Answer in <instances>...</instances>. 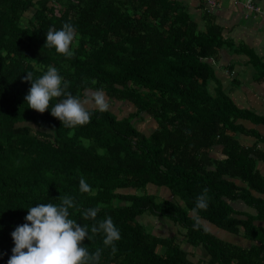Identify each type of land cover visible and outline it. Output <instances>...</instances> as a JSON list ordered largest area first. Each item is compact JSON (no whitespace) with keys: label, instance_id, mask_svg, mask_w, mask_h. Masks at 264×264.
I'll list each match as a JSON object with an SVG mask.
<instances>
[{"label":"trees","instance_id":"obj_1","mask_svg":"<svg viewBox=\"0 0 264 264\" xmlns=\"http://www.w3.org/2000/svg\"><path fill=\"white\" fill-rule=\"evenodd\" d=\"M188 10L182 0H0V264L27 209L66 196L79 209L69 218L89 235L96 221L82 212L98 206L97 221L111 217L120 232L114 254L103 232L82 242L89 252L103 249L99 264H264L256 223L264 221V176L255 168L264 149L238 139L255 134L243 121L264 118L240 108L231 89L209 90L222 37ZM64 23L77 32L71 58L43 46L49 27ZM49 66L81 100L102 90L109 110L87 107L90 122L69 129L50 114L64 97L44 113L28 108L24 76L35 80ZM217 147L225 157L218 161L208 156ZM81 178L90 192H80ZM161 188L173 198L158 197ZM205 188L208 207L193 213ZM235 200L255 214L235 210ZM150 217L171 222L175 233L158 234Z\"/></svg>","mask_w":264,"mask_h":264},{"label":"clouds","instance_id":"obj_2","mask_svg":"<svg viewBox=\"0 0 264 264\" xmlns=\"http://www.w3.org/2000/svg\"><path fill=\"white\" fill-rule=\"evenodd\" d=\"M214 1V5H208L207 0H203L202 11L210 13L212 7L218 2ZM76 38L75 27L71 23H64L59 30L49 27L43 46L54 48L58 54L71 58L74 55L71 46ZM24 80L31 84L24 100L28 108L38 113H44L54 98L64 97L57 99V102L51 105L50 114L66 128L74 129L76 126L90 122L91 115L86 105L91 104L100 112L109 110V102L102 90L92 92L83 100L73 96L67 91L69 82L63 80L55 67L49 66L46 72L35 80H33L32 73H27ZM211 83L209 90H211ZM148 123L152 125L151 120H148ZM69 135L72 133L70 132ZM79 190L82 193H88L92 189L85 179L81 178ZM208 192L209 190L205 188L196 197L193 213L207 209ZM74 208L79 211L73 198L68 196L60 199L59 204L40 203L29 207L24 218L26 222L15 227L11 232L14 247L11 249L12 254L7 264H99L103 249L98 248L89 252L86 247L82 246V242L85 239L92 240L96 234L101 232L104 234L103 245L110 247L114 254L116 252L114 242L119 241L121 237L111 217L97 221L100 206L85 209L82 212V218L96 221L90 228L92 235H89L88 225H82L77 220L69 218V210ZM198 226L199 220L197 219L194 228Z\"/></svg>","mask_w":264,"mask_h":264},{"label":"crops","instance_id":"obj_3","mask_svg":"<svg viewBox=\"0 0 264 264\" xmlns=\"http://www.w3.org/2000/svg\"><path fill=\"white\" fill-rule=\"evenodd\" d=\"M182 1L188 7L193 21L200 27L208 24L220 30L223 46L218 50L217 59L215 58L217 79L213 81V86L211 83L210 89L214 91L220 86L231 89L232 99L240 108L247 110L253 117L264 118V0H217L209 15L202 11L203 0ZM247 1H252L258 11L247 9ZM232 81L236 87L231 86ZM151 124L156 126L153 122ZM243 124L252 128L255 134L239 135L240 143L248 146L257 143V148L264 149V122L243 121ZM208 156L216 161L225 158L221 147L212 149ZM255 168L264 176V160H257ZM156 191L160 198H173L167 189ZM262 198L264 199V195ZM231 204L242 214H255V211L241 200H235ZM256 223L264 228V221L256 220ZM208 227L219 235L226 237L228 234L213 225ZM229 235L231 242L243 247L249 246L250 242L243 236Z\"/></svg>","mask_w":264,"mask_h":264},{"label":"rangeland","instance_id":"obj_4","mask_svg":"<svg viewBox=\"0 0 264 264\" xmlns=\"http://www.w3.org/2000/svg\"><path fill=\"white\" fill-rule=\"evenodd\" d=\"M212 82V86L214 85L213 80H211ZM228 94L230 95V97L232 98V94L228 92ZM86 107H93V105L89 104L86 105ZM112 110H114L113 108H111ZM126 108H124V112L126 113ZM132 111V109L130 110ZM152 123V122H151ZM147 128H150L149 126H146ZM149 226H152V228L154 229L155 232H157L158 234L162 235V236H168V235H172L175 233V230L173 228V225L171 224V222H167L166 219H162L160 222H154L152 217H150V221L148 223ZM227 240H230V235L226 234L225 237ZM233 238V237H232Z\"/></svg>","mask_w":264,"mask_h":264},{"label":"built area","instance_id":"obj_5","mask_svg":"<svg viewBox=\"0 0 264 264\" xmlns=\"http://www.w3.org/2000/svg\"><path fill=\"white\" fill-rule=\"evenodd\" d=\"M208 5H214L215 1L214 0H207ZM245 7L250 10H255L258 11V7L255 6L251 1H247L245 4Z\"/></svg>","mask_w":264,"mask_h":264}]
</instances>
